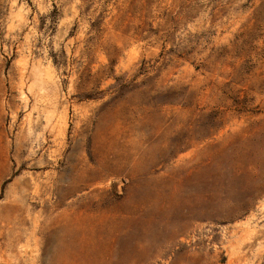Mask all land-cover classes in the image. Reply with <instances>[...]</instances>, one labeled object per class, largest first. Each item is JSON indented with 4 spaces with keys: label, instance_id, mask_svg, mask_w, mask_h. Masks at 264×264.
<instances>
[{
    "label": "rangeland",
    "instance_id": "374dc122",
    "mask_svg": "<svg viewBox=\"0 0 264 264\" xmlns=\"http://www.w3.org/2000/svg\"><path fill=\"white\" fill-rule=\"evenodd\" d=\"M0 264H264V0H0Z\"/></svg>",
    "mask_w": 264,
    "mask_h": 264
}]
</instances>
